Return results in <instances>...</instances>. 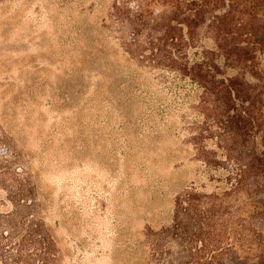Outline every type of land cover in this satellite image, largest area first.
<instances>
[{
  "label": "rangeland",
  "instance_id": "obj_1",
  "mask_svg": "<svg viewBox=\"0 0 264 264\" xmlns=\"http://www.w3.org/2000/svg\"><path fill=\"white\" fill-rule=\"evenodd\" d=\"M110 4H0V126L19 153L13 168L37 186L58 264H158L144 229L167 225L196 174L190 145L155 100L124 95L117 36L103 24ZM259 60L264 69V50ZM251 208L236 198L244 221L232 226L237 251L225 264H264V211L250 217Z\"/></svg>",
  "mask_w": 264,
  "mask_h": 264
},
{
  "label": "trees",
  "instance_id": "obj_2",
  "mask_svg": "<svg viewBox=\"0 0 264 264\" xmlns=\"http://www.w3.org/2000/svg\"><path fill=\"white\" fill-rule=\"evenodd\" d=\"M103 24L117 36L124 95L155 100L195 163L167 225L144 229L148 257L225 264L244 221L236 198L249 200L250 217L264 211V0H111ZM0 130V264H58L37 186L13 168L19 153Z\"/></svg>",
  "mask_w": 264,
  "mask_h": 264
}]
</instances>
